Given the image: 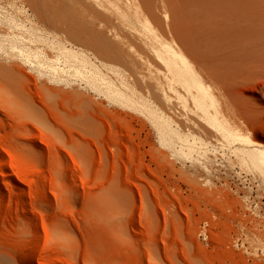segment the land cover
<instances>
[{"label": "rangeland", "instance_id": "rangeland-1", "mask_svg": "<svg viewBox=\"0 0 264 264\" xmlns=\"http://www.w3.org/2000/svg\"><path fill=\"white\" fill-rule=\"evenodd\" d=\"M96 1L0 0L5 264H25L29 252L35 264H264V169L235 151L251 146L191 127L198 113L182 85L167 104L148 88L168 74L154 52L167 57L172 46L217 106L233 109L231 128L264 144V0ZM76 28L101 48L76 41ZM62 46L84 51L117 84L122 72L211 151L181 153L146 114L90 84L89 69L77 75Z\"/></svg>", "mask_w": 264, "mask_h": 264}, {"label": "bare ground", "instance_id": "bare-ground-1", "mask_svg": "<svg viewBox=\"0 0 264 264\" xmlns=\"http://www.w3.org/2000/svg\"><path fill=\"white\" fill-rule=\"evenodd\" d=\"M141 2L144 3L145 8H151V0H141ZM92 5L94 7L101 6V4L96 0H93ZM159 8L162 7L160 6ZM71 33L72 37L76 41H79L80 43L84 42L88 46L101 48L103 44L102 39L98 35L92 34L90 31L87 32L84 29L76 28V30L72 31ZM169 40L170 39H168V42ZM77 50L72 47L62 46L60 48L62 55L61 58H63L64 62L67 64L70 62L78 63V69H75L77 75H82L83 69H89V71L92 72V77L89 80L90 84L95 87L98 84L102 85L103 90L110 99L115 100L118 104L129 110L139 111L146 114V116L155 124V126L159 128L161 136L166 141L168 138L173 140L172 137L178 139L181 144L179 146V151L184 155L193 156L194 154H198L201 157H206L207 152L211 151L209 148L195 146V129L193 128V132L190 131V128L196 126L197 131L199 129V131L203 133L211 132V130L214 131L230 144L243 142L250 145V148H235V151L241 153L245 159H247L255 167H258L261 170L264 169V144H259L256 142L255 138L257 135L255 133H252L253 136L243 137L231 128L232 120L234 118L236 119L233 114L235 113L233 112V109L230 108V112L227 113L225 112L223 106L222 108L217 106V98L211 91V87L207 85L202 73L190 61L184 60L183 64L177 62L176 58L179 56V54L177 53V49L174 47L168 46L170 56L167 57H164L158 51L154 52L155 55L163 61L168 74L165 72V75L163 76L164 78L158 77L156 82L149 84L148 88L150 89L151 93H154V95H157L158 91L160 96H157L160 97V100L162 98L164 101L163 104H167L170 102L169 92L172 91L178 93L177 90L180 85L184 87L186 93L190 95V99L194 103L198 113V119L194 122L195 125L192 126L191 122V127H189L190 130H187L188 136L194 137V139H192L194 142H192L188 136L182 134L172 126L174 121H172L170 117L166 115V113L161 111V109L155 105L154 101L149 98L145 99L142 95L138 94L136 89L129 84L122 72L115 73L121 80L120 84H117L111 78L103 74L100 67L96 65V63H94L93 60L84 53V51L80 53ZM20 52L22 55H24L23 51L20 50ZM243 56L246 58V55ZM25 57L29 58L30 55H25ZM59 60L60 59L57 61ZM68 66L70 67V65ZM52 70L54 74H57L61 69L57 64H53ZM192 88H195L196 91H192ZM245 115L251 117L249 112H245ZM241 126L244 127L245 130L249 129V121L246 119L245 121L241 122ZM199 140L203 142L202 145H205L204 140L201 138H199ZM23 262L25 264H35L34 254L31 252L27 253L26 259ZM0 264H5V259L2 256H0Z\"/></svg>", "mask_w": 264, "mask_h": 264}]
</instances>
